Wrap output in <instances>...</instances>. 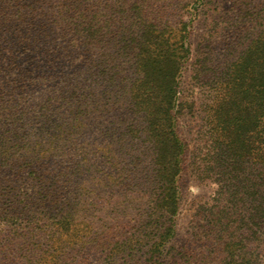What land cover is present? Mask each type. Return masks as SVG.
<instances>
[{"label":"trees","instance_id":"16d2710c","mask_svg":"<svg viewBox=\"0 0 264 264\" xmlns=\"http://www.w3.org/2000/svg\"><path fill=\"white\" fill-rule=\"evenodd\" d=\"M153 1L0 0V264H178L189 24ZM223 90L184 264H264V13Z\"/></svg>","mask_w":264,"mask_h":264},{"label":"rangeland","instance_id":"374dc122","mask_svg":"<svg viewBox=\"0 0 264 264\" xmlns=\"http://www.w3.org/2000/svg\"><path fill=\"white\" fill-rule=\"evenodd\" d=\"M157 6L165 9L170 25L189 24L190 54L179 77L176 121L186 154L177 182L175 234L167 245L176 255V263L184 264L187 257L204 253L196 237L199 222L207 208L214 206L218 198L223 199L218 195L217 180L197 168L208 151L207 123L212 121V111L225 91L228 75L247 49L248 14H263L264 0H155L153 8ZM180 253L183 255L178 260ZM221 260L218 255L217 261L209 264H220Z\"/></svg>","mask_w":264,"mask_h":264}]
</instances>
